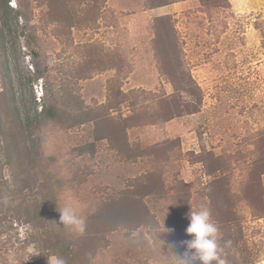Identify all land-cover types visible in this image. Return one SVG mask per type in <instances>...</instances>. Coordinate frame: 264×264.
Segmentation results:
<instances>
[{"label": "rangeland", "instance_id": "rangeland-1", "mask_svg": "<svg viewBox=\"0 0 264 264\" xmlns=\"http://www.w3.org/2000/svg\"><path fill=\"white\" fill-rule=\"evenodd\" d=\"M8 7L0 117L33 132L0 141V200L15 206L0 207V264H173L201 206L228 264H264V0ZM51 106L57 120L39 115ZM65 203L82 237L59 225Z\"/></svg>", "mask_w": 264, "mask_h": 264}, {"label": "clouds", "instance_id": "clouds-1", "mask_svg": "<svg viewBox=\"0 0 264 264\" xmlns=\"http://www.w3.org/2000/svg\"><path fill=\"white\" fill-rule=\"evenodd\" d=\"M0 207L5 210L14 209V205L7 200H0ZM59 213V225L63 230L76 235L83 236L87 229V221L78 214L77 210L70 204L57 206ZM189 225L185 234L191 237L190 240L180 242L185 251L181 255L175 254L173 264H228L225 258V249L231 248L230 240L221 244V235L218 225L212 219L211 211L201 206L188 213ZM52 223L56 224L55 221ZM31 257L39 256L40 253H33L32 249L27 250ZM48 264H66L62 257H48Z\"/></svg>", "mask_w": 264, "mask_h": 264}, {"label": "trees", "instance_id": "trees-1", "mask_svg": "<svg viewBox=\"0 0 264 264\" xmlns=\"http://www.w3.org/2000/svg\"><path fill=\"white\" fill-rule=\"evenodd\" d=\"M10 0H5V7L9 10L8 7V2ZM1 96V105L0 107H2L3 105L7 106V113H12L13 108H12V98L9 97L8 93H2L0 94ZM56 107L55 106H51L45 109V107L41 108V112L39 113L40 116H45L48 119L51 120H57L58 114L56 113ZM12 115V114H11ZM18 119L13 118L11 121H9L7 119V121H5L4 123H2V119L0 117V141L2 140V144H3V149L8 151L9 148V143H8V138L10 139V136L15 138L18 137L17 135L19 134H15L13 133L16 130V133H22L21 135H25L27 137H30V135L32 134L33 130H32V124L29 123V121L25 120L24 117H17ZM25 151H28V148H26Z\"/></svg>", "mask_w": 264, "mask_h": 264}]
</instances>
